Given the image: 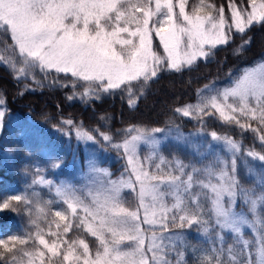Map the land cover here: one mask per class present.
<instances>
[{"label": "snow or ice", "instance_id": "snow-or-ice-1", "mask_svg": "<svg viewBox=\"0 0 264 264\" xmlns=\"http://www.w3.org/2000/svg\"><path fill=\"white\" fill-rule=\"evenodd\" d=\"M187 2L0 0V33L10 35L15 49H18V57L5 62L17 79H35L37 70L45 79L53 72L57 74L53 83L59 82V74L70 75L74 78L73 88L77 87V82H83L80 85L84 88L82 96L91 99H99L101 92L123 90L129 96L131 107L137 99L133 95L134 89L138 87L143 95L149 81L156 78L159 71L190 69L198 59L214 55L213 49L218 45H227L233 30L243 36L254 24H264V0H248L250 11L238 8L234 0H230V22L225 18L223 6L216 9L213 4L199 0L188 12ZM175 7L179 8L178 13L174 11ZM213 11L217 13L215 16ZM153 32L159 37L164 55L152 47ZM250 42V38L245 40L235 50L236 54ZM4 59L0 56V60ZM197 95L196 104L175 111L184 117L200 119L202 127L203 117L218 114L225 124H236L241 129L251 128L257 132L258 129L252 128L248 121H256L264 127V62L246 69L230 87L218 89L206 85L205 90H200ZM68 99L72 100L73 96ZM3 104L5 100L0 99V105ZM4 118L5 110H0V131L4 128ZM63 123L73 126L71 120ZM164 132L161 128L148 131L132 127L126 130L127 135L120 143L114 142L108 133L100 132L106 145L123 150L131 169L128 179L105 180L110 173L101 168L95 158L89 166V182L80 189L70 184L57 185L42 175L34 177L30 185L33 188L31 197L36 198V216L30 219L34 231L13 236L10 243L0 240V249H3L0 261L18 264L16 245L31 243V250L23 247L19 250L28 258L27 264H37V261L39 264H149L145 253L147 239L151 264H172L168 259L172 252L178 257L176 264H181L183 252L177 251V244H183V234L157 237L156 228L167 232L170 228L198 225L214 245L212 255L202 254L200 264H225L221 259L225 251V233L231 234L234 241L227 247V264H264V187L257 192L240 184L236 173L241 145L231 137H222L214 131L209 133L214 141L223 143L231 159L216 157L214 163L197 168L178 159L166 160L160 153L161 140L155 135ZM76 137L79 141L99 142L82 126L76 128ZM259 139L264 144V135ZM141 145L148 149L143 160ZM246 155L264 162V154L254 150L247 151ZM61 163L57 158L51 166L58 169ZM165 164L166 171L162 167ZM153 167L155 171H150ZM39 171L37 169V173ZM214 179L217 182L214 183ZM36 185L54 190L66 205V209L51 213L54 217L51 221L47 217L53 201L41 202ZM137 185L139 206L131 210L124 206L120 193L124 188L136 191ZM31 197L27 194L7 197L0 201V211L10 208L16 211L12 201L23 202L31 217L32 209L28 207L33 204ZM167 197H171V204ZM238 198L247 206V213L242 208L237 210ZM204 201L210 204L209 208L205 207ZM140 209L144 213L142 223L150 226L147 230L141 227ZM41 220L47 223L46 229ZM73 225L96 238L98 247L95 253L83 238H67ZM245 229L255 236L254 261L249 251L252 241L245 239ZM146 231H151L150 237H146ZM210 232L213 235H209ZM125 241L133 243L131 250L121 249L120 245ZM216 244L220 247H215Z\"/></svg>", "mask_w": 264, "mask_h": 264}, {"label": "trees", "instance_id": "trees-1", "mask_svg": "<svg viewBox=\"0 0 264 264\" xmlns=\"http://www.w3.org/2000/svg\"><path fill=\"white\" fill-rule=\"evenodd\" d=\"M229 2L230 0H205L206 4H213L216 9L223 6L227 13L230 11ZM234 2L238 8L250 10L248 0H234ZM198 3L199 0H188L187 10L191 12L192 7ZM205 11L210 10L205 9ZM249 38L250 44L245 45L243 50L236 54L235 50ZM213 52L214 55H211L209 59L196 62L190 69L184 68L180 72L162 71L156 78L149 81L143 95L140 94L138 87L135 88L133 93L137 96L138 102L130 107L127 92L119 89L114 93H103L99 99H80L79 93L84 90L80 85L83 82H77V87L74 89L72 86L74 78L70 75L59 74L58 83H53V77L57 75L54 72L45 79L38 70L35 73V79L15 78L16 74L5 61L14 56L18 57V49H15L10 35L0 33V56L5 58L0 60V99L5 100L3 106L6 108L7 115L29 117L35 133L41 138L50 136L53 130H73L79 125L94 136H98V129L100 132L111 135L115 142H120L127 135L126 130L132 127L152 130L178 126L184 132L214 131L241 143L244 150H254L264 154V144L259 139L260 135H264V127L259 126L256 121L248 122L251 123L252 128L258 129L257 132H253L251 128L241 129L236 124H225L218 115L203 117L202 127L200 119H189L175 111L176 108L195 103L198 99L197 93L204 90L206 85L231 86L246 69L263 62L264 24H254L243 36L234 33L227 45L220 46ZM69 96H73V99L69 100ZM67 120L73 121V126L63 123ZM54 146L58 152L53 150L49 159H40L37 154L38 149L30 147L24 139L13 138L11 134H8L7 129L4 131L0 137V201L13 195H22L20 191L26 182L33 180L37 175H44L47 172L49 176H52L51 165L57 158L62 161L61 165L69 162L70 156L66 155L62 144L57 142ZM176 155L184 157L179 152H176ZM110 168L115 172L113 177H117L120 172L118 165L111 164ZM37 169L40 170L39 173ZM238 180L243 187L255 189L257 192L260 189L255 182L253 184V180L248 183L241 177ZM123 201L125 207L134 209L135 201L131 193H125ZM12 207L16 211L11 208L0 211V240L9 243L13 236H24L29 231H34L30 224V219L34 218L29 216L23 202L12 201ZM205 207L209 208L206 204ZM238 207L247 210L246 206L239 204ZM55 208L66 209V205L61 203ZM208 215L211 214L208 213ZM172 229L183 234V244L177 246V251L183 252L181 264H200L202 254L207 252L212 255L211 249L214 245L198 225ZM209 235L213 233L210 232ZM224 235L225 251L221 259L227 264V247L234 241L231 235L226 233ZM77 237L83 238L91 251L95 253L98 247L95 237L83 231L82 228L77 229L73 226L67 238ZM245 237L252 240L249 251L252 252L254 261L255 240L248 233ZM22 247L31 250L33 244L16 245L18 264H26L27 261V257L19 251ZM215 247L219 248L220 245L216 244ZM2 252L3 249H0V253ZM10 255L6 254V256ZM168 258L172 264H176L178 259L175 252ZM0 264L4 262L0 261Z\"/></svg>", "mask_w": 264, "mask_h": 264}, {"label": "rangeland", "instance_id": "rangeland-1", "mask_svg": "<svg viewBox=\"0 0 264 264\" xmlns=\"http://www.w3.org/2000/svg\"><path fill=\"white\" fill-rule=\"evenodd\" d=\"M175 3H176V0H174V4ZM174 11L178 13L179 8L175 7ZM186 11H188L187 5H186ZM216 14L217 13L214 12L213 15L215 16ZM224 15H225V18L229 20L230 22L231 20L230 11L229 13H227L225 10ZM234 33L236 32L233 30V34ZM220 46H223V45H218L216 48ZM152 47L158 54L164 55L163 46L160 44L159 37L155 35V32L152 33ZM210 57L211 56H209L207 59H209ZM200 60H205V59L201 58V59H198L196 62ZM163 71L171 72L170 70H163ZM161 72L162 71H159L158 75ZM210 86H213V85H210ZM213 87L218 88V89L226 88L222 86H213ZM83 91L84 90L80 91L79 98L85 100L88 97L82 96ZM103 93L104 92L99 93V96L102 95ZM133 95L137 98V96L134 93ZM137 99H136L135 104H137L138 102ZM197 100L195 103H190V104L191 105L196 104ZM190 104H186V105H190ZM0 110H5L4 128L2 131H0V137L3 135L4 131L7 129L8 134H11L13 138L24 139L30 145V147L38 149L37 154H39L38 156L40 159H49L51 156V153H53V150L58 152L54 144H57V142H60L64 150L66 151V155L70 156L69 162L66 163L65 165L64 164L61 165L60 168L58 169L51 168L52 176H49V174L45 172L44 175H42L45 179L52 180L57 185L70 184V185L75 186L77 189L83 188L89 182V166L93 158H95L96 163L101 168H103L108 173H110V177H105V180L110 178L111 180L119 181L121 178L128 179L130 177L131 169L127 165V160L123 155V150L121 149L118 151L112 148L110 145H106V143L102 140V137L100 136V131H97L98 136H95L96 140L99 141L98 143H93L91 141L89 142L79 141L76 137V128L81 127L79 125H77L75 129L73 130H64V131L63 130H53L50 136H45L41 138L39 135L35 133V130L32 127V122L29 117H21V116L16 117L11 114L7 115L6 108L3 105H0ZM215 115H218V114H215ZM186 118L197 120V118H192L191 116L186 117ZM146 130L151 131L149 129H146ZM164 130H165L164 133H155V135L157 138L161 140L160 153L166 158L167 161H174L178 159L182 161L184 164H188V165L194 164L197 168H204L205 166L214 163L216 157H220L221 159H228V160L231 159V154L228 153L224 149L223 143L220 141H214L211 135H209V133L211 132L206 133L200 130L184 132L178 126L166 127L164 128ZM218 135L222 137L226 136L222 134H218ZM120 142H117V143H120ZM239 144L241 145V152L237 157V173H236L237 178L241 177L242 180L246 181L247 183L253 180V184L255 182L257 185L260 186V189H258L260 191L261 188L264 187V183H262L264 182V162H261L259 160H253L252 157L247 156L246 152L248 150H244L242 147V144L241 143ZM176 152H179V154L180 153L183 154L184 157L177 156ZM147 154H148V149L146 148V146L141 145L140 146L141 160H143V157L146 156ZM245 161H247V163H245ZM156 162L158 161H154L153 163H156ZM114 163L117 164L118 168L120 169V172H118L117 177H113V174L115 172L110 168L111 164H114ZM162 167L165 169V171L167 170V164L163 165ZM249 169H252V171L250 172ZM149 170L155 171L154 167L150 168ZM131 179L134 181L135 177L132 176ZM213 182L215 183L217 181H215L214 179ZM30 185H32V180L26 182V185L22 188V190L20 191V194L22 195L27 194L31 197L33 188L30 187ZM244 188L250 189L246 186H244ZM35 189L39 193V200L41 202L49 201V200L53 201V203H51V205L48 207L47 219L51 221L52 219H54L51 213L53 211L59 210L55 207L63 202L56 196L54 190L50 191L49 188L46 186L41 187L40 185H36ZM197 190L198 189H194L193 191H197ZM138 191H139V186L137 185L136 191H133L132 189H129V188H124L120 193L122 200L124 199L125 193H131L133 200L135 201V206L133 210H136L139 206ZM31 198L33 200V204L29 205V207L32 209L33 218H35L36 198L35 197H31ZM166 200L169 204L172 203L171 197H167ZM146 202L148 201L146 200ZM204 204L210 207V204L207 201H204ZM239 204L242 205L243 207L246 206V205H243L242 202L239 201V198H238L237 210L241 209L238 207ZM139 211H140L141 227L147 230L150 228V226L142 223L143 214H144L143 209H140ZM244 211L247 213V210H244ZM169 215H171V213ZM248 215L251 218V214L248 213ZM40 223L43 227H45V229L47 228V223L44 220H41ZM54 227L55 226L53 225V229ZM173 233H181V232L180 231L177 232L173 230L172 228H170L169 231L167 232H161L158 226L156 228L157 237L161 235L167 237V236L172 235ZM246 233H248L255 240V236L251 234L250 230L245 229V234ZM151 234H152L151 231L145 232L146 237H150ZM46 238L52 239V237H46ZM245 239L250 240L248 237H245ZM147 244H148V240L146 239L145 253L149 257V264H151L152 254L150 252H147ZM178 245H180V243H178L177 246ZM133 246H134L133 243L130 241H125L123 244L120 245L121 249L125 251L131 250ZM78 251H82V249H78ZM171 254H173V252ZM27 259L28 258H26V260ZM26 264H27V261H26ZM37 264H39L38 261H37Z\"/></svg>", "mask_w": 264, "mask_h": 264}]
</instances>
